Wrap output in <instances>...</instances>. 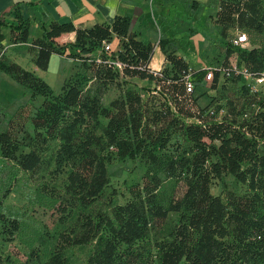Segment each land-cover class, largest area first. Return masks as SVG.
I'll list each match as a JSON object with an SVG mask.
<instances>
[{"label":"trees","instance_id":"trees-1","mask_svg":"<svg viewBox=\"0 0 264 264\" xmlns=\"http://www.w3.org/2000/svg\"><path fill=\"white\" fill-rule=\"evenodd\" d=\"M212 19L223 38L234 30L247 34L252 47L240 49L236 64L264 66V0H218ZM38 24L41 34L29 41L27 21L0 18L11 42L29 41L35 67L47 70L56 54L79 62L73 74L55 92L1 52L0 71L29 91L28 101L42 98L28 118L33 134L25 136L41 148L54 147L50 173L61 182L42 180L33 196L52 210L57 227L19 257L3 245L21 233V220L0 202V264H73L64 251L79 246L89 248L83 264H264V102L245 83L225 100L221 116L220 106H200L194 91L185 93L183 79L190 71L194 85L200 83L205 70L190 68L164 39L159 46L167 64L151 70L154 44L137 39L125 15L87 27ZM70 31L73 41L55 40ZM234 49L229 40L217 64L229 65ZM219 79L242 80L215 71L213 87ZM140 80L149 86H139ZM110 88L118 94L105 103ZM113 157L153 167L128 187L123 202L110 181ZM0 160L10 179L19 171L31 175L43 163L40 151L10 129H0ZM228 176L244 190L226 187ZM217 182L222 188L214 194Z\"/></svg>","mask_w":264,"mask_h":264},{"label":"rangeland","instance_id":"rangeland-1","mask_svg":"<svg viewBox=\"0 0 264 264\" xmlns=\"http://www.w3.org/2000/svg\"><path fill=\"white\" fill-rule=\"evenodd\" d=\"M188 25H191L188 22ZM203 23L201 22V26ZM195 27V22L192 25ZM189 27V26H187ZM200 28V24H197ZM186 33V31H184ZM235 34V30L232 31L231 36ZM230 36V37H231ZM32 39V38H31ZM13 42V41H12ZM17 44L19 42H16ZM181 50L186 46L185 39L180 42ZM26 51L17 50L14 52V57L19 58L20 65L28 68L34 67L32 59L34 53L29 48V44H23ZM18 47V48H21ZM240 48L234 49L232 54V63H238V54ZM0 52L4 53L2 59L10 60L8 47L6 45H0ZM12 53V52H11ZM157 54V53H156ZM154 54V55H156ZM16 55V56H15ZM206 57H210L209 55ZM211 60V59H210ZM206 61L204 66H212L219 63L220 59ZM79 62L75 59L52 55L48 64L47 70L37 69L36 73L42 77L50 87L55 91H59L62 83L68 79ZM245 80L232 81L219 79L216 85L213 87V82L201 81L194 85V95L196 96V102L200 106L207 105L217 108L218 116H221L226 107L223 106L225 100L235 95L237 89L241 84H245ZM139 86H149V83L138 82ZM118 94L116 88H110L104 97L105 103L109 99L114 98ZM29 91L15 82L11 77L3 72L0 75V129L11 130L16 133L18 138H21L24 143L30 144L40 151L43 163L39 169L33 174L29 175L26 172L19 171L14 179H10L7 175V169L5 162L0 160V202L4 206V210L12 217H17L21 220L22 231L12 241H7L3 245V249L23 257V254L28 249L31 243L35 240H39L40 236L48 230L54 232L57 223L55 215L52 210L44 206L38 205L35 201L34 194L39 182L42 180H51L52 182H61L62 176L53 177L50 170L53 168L51 154L54 151L53 145L48 147H40L34 142L30 141L26 133L32 135L33 129L29 123V116H31L37 106L40 104L41 97L37 96L33 101H28ZM179 139V135L174 136V140ZM30 147L23 145L22 150H28ZM153 169L152 166L146 164V162L139 159H119L113 157L108 165V171L111 183L119 191V200L125 201L130 197L128 193V187L141 180V176L147 168ZM158 170L157 168H154ZM226 187L242 192L244 186L236 182L231 176L226 178ZM222 185L218 182L211 186L212 193L216 194L220 192ZM5 242V241H4ZM89 248L86 246L72 247L64 251L65 256L73 264H83V260L88 253Z\"/></svg>","mask_w":264,"mask_h":264},{"label":"crops","instance_id":"crops-1","mask_svg":"<svg viewBox=\"0 0 264 264\" xmlns=\"http://www.w3.org/2000/svg\"><path fill=\"white\" fill-rule=\"evenodd\" d=\"M217 8L218 0H0V18L13 24L27 21L30 41L41 34L39 21L47 25L53 20L71 21L75 26L87 27L95 23L111 22L115 15H125L130 19L131 30L136 33V38L154 44L148 63L151 70H159L167 64L159 46L160 39L166 40V48L182 57L190 68L200 69L210 59L217 58L220 59L219 63L222 62L232 37L223 38L219 34L212 19ZM194 22L195 27L192 26ZM197 24H200L201 29ZM0 31L3 35L0 45L8 47L10 60L21 64L13 54L17 50L21 53L26 51L25 46L21 45L29 41L18 44L11 42L8 26H2ZM74 37L73 31L63 32L55 40L62 44L73 41ZM183 39L186 46L181 50L180 42ZM117 43L116 39L113 40L115 48ZM251 47L249 42L243 49ZM208 55L210 57H206ZM231 59L232 55L229 57L230 63ZM27 69L36 72L38 68L34 65ZM140 81L149 83L147 80Z\"/></svg>","mask_w":264,"mask_h":264},{"label":"built area","instance_id":"built-area-1","mask_svg":"<svg viewBox=\"0 0 264 264\" xmlns=\"http://www.w3.org/2000/svg\"><path fill=\"white\" fill-rule=\"evenodd\" d=\"M249 43L248 36L245 32L236 30L235 34L230 39V44L234 48L243 49ZM110 42H104V49H110ZM119 67L121 64L119 62H115ZM201 69L205 70V74L203 76L202 81H211L214 77L215 71H218L219 76H239L244 79L246 85L250 92L256 94L262 102H264V66L259 70H250L248 67L243 65H238L236 63H230L229 65L222 64H214L212 66H203ZM155 72L158 70H154ZM184 88L185 93L190 94L194 91V82L191 79V72L189 71L184 76ZM253 109H258L256 103L252 104ZM208 114H213L214 110L209 108L207 110ZM243 116H247V112L243 113ZM200 122V119H197Z\"/></svg>","mask_w":264,"mask_h":264}]
</instances>
